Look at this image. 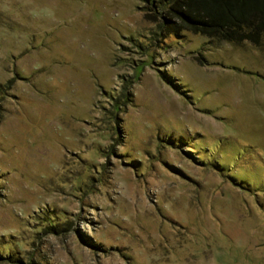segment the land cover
Segmentation results:
<instances>
[{"label": "rangeland", "instance_id": "1", "mask_svg": "<svg viewBox=\"0 0 264 264\" xmlns=\"http://www.w3.org/2000/svg\"><path fill=\"white\" fill-rule=\"evenodd\" d=\"M149 2L0 0V264H264V46Z\"/></svg>", "mask_w": 264, "mask_h": 264}, {"label": "trees", "instance_id": "2", "mask_svg": "<svg viewBox=\"0 0 264 264\" xmlns=\"http://www.w3.org/2000/svg\"><path fill=\"white\" fill-rule=\"evenodd\" d=\"M150 3L160 13L165 11L178 19H166L161 23L170 34L187 30L203 34L210 40H246L264 46V0H150ZM114 106L118 108L119 105ZM59 217L62 218L61 214ZM48 220V225L42 227L44 232L59 235L67 230L65 225L59 227L58 223H53L51 217ZM16 246L20 248L21 243Z\"/></svg>", "mask_w": 264, "mask_h": 264}]
</instances>
